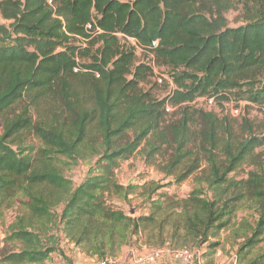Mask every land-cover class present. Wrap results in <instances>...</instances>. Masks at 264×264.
Instances as JSON below:
<instances>
[{"label": "trees", "instance_id": "1", "mask_svg": "<svg viewBox=\"0 0 264 264\" xmlns=\"http://www.w3.org/2000/svg\"><path fill=\"white\" fill-rule=\"evenodd\" d=\"M236 9L242 23L231 27L226 13ZM0 20V216L18 195L28 199L4 237L20 246L4 244L2 263H44L57 249L41 239L53 222L89 256L139 241L215 248L210 237L252 208L238 263L264 264V253L247 261L264 239V173L230 177L264 145V125L192 106L211 97L264 108V0H0ZM153 66L169 81L158 82ZM135 153L195 186L176 198L150 182L147 213L114 208L111 196L135 189L115 176ZM60 157L94 167L74 188Z\"/></svg>", "mask_w": 264, "mask_h": 264}, {"label": "rangeland", "instance_id": "2", "mask_svg": "<svg viewBox=\"0 0 264 264\" xmlns=\"http://www.w3.org/2000/svg\"><path fill=\"white\" fill-rule=\"evenodd\" d=\"M226 18L228 20V25L233 27L242 23V18L238 9L230 10L226 13ZM2 22V20H0ZM137 58H142L143 55L140 50H136ZM157 74H161L168 81L167 70L162 67L155 68ZM153 82V79H151ZM170 89V84L164 83L158 90H156L157 95L163 96ZM195 108H203L208 111H213L216 114L222 116L228 114L232 118L240 122V117L243 114L247 116L259 125H264V108L258 105L250 104L246 101H235L228 100L223 103H212L208 104L203 98H199L192 104ZM238 106V114H232L231 108ZM238 127V132L240 128ZM264 134V128L262 130ZM36 145H40V142L34 140ZM255 162H247L243 164L237 171L230 174L233 178H244L247 173L251 170L260 169L264 173V145L255 150ZM56 164L61 169L65 178H67L72 187L79 185L90 173L94 167L93 160H81L73 161L67 158L60 157L56 159ZM116 180L119 184L123 186L134 187V191L127 194L124 198H119L118 196H111L109 198V203L112 204L114 208L120 209L122 212L129 216H139L148 212V203L143 197L144 189H142L143 184L153 182L154 184L160 185L157 190V194L167 193L176 198H185L188 193L195 186L194 179L189 177L177 183L173 176H166L159 170H157L153 165H148L145 163L143 157L140 153L133 154L129 159L122 160L119 162L117 169L115 170ZM141 186V187H140ZM27 198L17 196L13 201L12 206L3 207L1 209L0 216V249L2 246L7 247V249H18L20 245H13L4 242V237L8 231V226L11 222L15 220L16 215L19 212H23L24 202H27ZM62 205H56L51 208L52 216L54 221L57 220V216L61 211ZM254 210L252 208L242 209L237 212L236 217L232 220V224L226 229L221 230L217 236H212L209 239L210 243L217 242L218 245L215 248H208L207 244L188 246L186 248L198 251L201 254L203 264H239L238 263V248L243 241V236L245 234L244 230H247V225L242 226V220L247 221L250 225L253 224L255 219ZM37 227L40 228V223H36ZM40 225V226H39ZM249 226V225H248ZM41 239L44 244H53L57 247L56 251L52 252L44 263L41 264H97L100 259L109 258L115 261L117 264H126L133 253L139 252L141 250H148L149 248L139 241L137 244L132 243L130 245H122L116 252L111 256L97 257L89 256L80 252L76 246L68 239H66L61 231V227L56 226L55 223H49L42 229ZM238 235V236H237ZM264 253V239L258 243V245L251 251V256L260 255ZM170 258V256L165 255V258ZM0 264H4L0 261Z\"/></svg>", "mask_w": 264, "mask_h": 264}, {"label": "built area", "instance_id": "3", "mask_svg": "<svg viewBox=\"0 0 264 264\" xmlns=\"http://www.w3.org/2000/svg\"><path fill=\"white\" fill-rule=\"evenodd\" d=\"M155 44V43H154ZM153 66L155 78L158 82H161V74H157ZM208 104L214 103L213 98H203ZM238 107H232L231 113L238 114ZM170 256L173 261L181 262L183 264H203L201 254L198 251H193L188 248L170 249L168 247L153 248L148 250H141L133 253L132 257L126 264H167L164 256ZM97 264H117L115 261L109 258H103L98 261Z\"/></svg>", "mask_w": 264, "mask_h": 264}, {"label": "crops", "instance_id": "4", "mask_svg": "<svg viewBox=\"0 0 264 264\" xmlns=\"http://www.w3.org/2000/svg\"><path fill=\"white\" fill-rule=\"evenodd\" d=\"M165 261H166L167 264H183L181 262L173 261L169 257L168 258H165Z\"/></svg>", "mask_w": 264, "mask_h": 264}]
</instances>
